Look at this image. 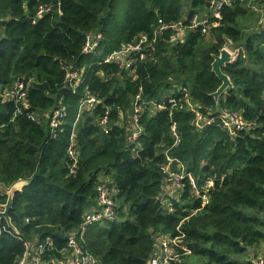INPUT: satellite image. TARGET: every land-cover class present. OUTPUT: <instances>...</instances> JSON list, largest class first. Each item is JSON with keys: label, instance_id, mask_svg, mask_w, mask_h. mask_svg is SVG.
Segmentation results:
<instances>
[{"label": "trees", "instance_id": "16d2710c", "mask_svg": "<svg viewBox=\"0 0 264 264\" xmlns=\"http://www.w3.org/2000/svg\"><path fill=\"white\" fill-rule=\"evenodd\" d=\"M120 1L0 0V204L8 199L3 188L28 181L15 192L10 211L17 231L4 219L0 222V228L6 226L0 231V264H17L24 241L49 237L54 248L44 253L41 264H67L62 251L68 234L98 206L101 180L116 187L118 216L96 222L86 232L82 246L96 264H147L164 235L181 240L179 257L170 264H255L264 250L261 16L253 11L252 0H233L223 7L217 26L206 31L200 26L184 43L167 42L172 32H166L156 43L157 51L129 74L101 61L122 43L152 33L160 18L190 24L194 15L209 14L208 3L215 0H129L122 5L121 18L114 13ZM46 4L52 10L34 23L39 6ZM96 31L105 36L101 53L87 56L86 34ZM225 46L243 51L223 66L233 87L215 99L212 94L222 81L212 63ZM66 66H85L75 93L66 84ZM18 80L27 85L25 103L6 93ZM173 84L189 86L193 100L213 111L227 107L241 112L252 126L235 133L217 124L198 129L193 113L180 100L173 109L167 103L160 112L143 113V132L131 141L135 96L142 91L145 100L160 101L171 94ZM86 87L101 102L74 125ZM60 105L66 107V120L52 132L48 114ZM107 107L106 132L101 118ZM73 131L78 156L74 172L68 153ZM168 155L184 163L199 188L209 178L214 181L207 201L196 195L188 177L180 194L170 187L165 193L169 184L162 166Z\"/></svg>", "mask_w": 264, "mask_h": 264}, {"label": "built area", "instance_id": "2783aa9c", "mask_svg": "<svg viewBox=\"0 0 264 264\" xmlns=\"http://www.w3.org/2000/svg\"><path fill=\"white\" fill-rule=\"evenodd\" d=\"M252 1L253 3L251 4V7L253 11L261 16L259 24H261L264 28V4L259 0ZM232 2L233 0H215L212 2L211 12L207 16L200 17L196 14L194 15L195 17L192 18L190 24H186L184 19L180 21L168 22L160 18L158 20V25L152 33H142L137 39L122 43L119 48L108 53L101 62L118 65L120 68L127 70L129 74H133L139 63L145 61L149 55H152L157 51L156 43L159 38H164L166 32H172L170 37L166 40L167 42L184 43L187 39L188 33L196 31L200 26H203V31H206L209 27L217 26L219 24V19H221V11L223 7L225 5H230ZM51 10V4L40 5L37 10L36 17L33 18L34 23L42 15L47 14ZM59 12L61 13V10H59ZM104 41L105 36L101 31L86 34L83 53L87 56L100 54ZM225 47L231 51L233 60H235L243 51L242 47ZM64 68L66 69V84L72 89L73 93H75L84 79L85 66L82 69H75L72 66H66ZM170 92V95H165V99L160 101H156L154 99L145 100L143 98L142 91L135 96L130 123L131 141H136L143 132V125L141 123L143 113L146 111H150L151 113L160 112L164 109V106L167 103L170 104L173 109L179 105L180 100H183L188 109L193 113V124L198 129H203L206 126L217 124L222 129L235 133L236 131L244 129L249 130L252 126V123H248L239 111L232 110L227 107L213 111L210 107H206L199 102H195L192 98L189 86L173 84L170 88ZM175 92L179 93L181 96L180 99L174 94ZM6 93L9 94L11 99L15 100L17 103L19 101L22 103L27 102V85L24 81L18 80L15 83L14 88ZM100 102L101 100L98 96L89 87H86L85 95L81 98L79 103L78 115L74 125H76L80 116L85 111H93ZM110 111V107H107L105 114L101 118V124L106 132L109 130L108 124ZM66 116L67 110L64 105H60V107L54 109L48 114L52 132L61 128V126L65 123ZM30 117L33 120L39 121V117L36 113H31ZM171 128L172 134L175 137V144H178L180 136L177 132L176 122L172 124ZM74 145L75 131L72 132L68 148V153L74 160L71 167L72 172L76 170L78 163V156ZM176 164L177 168L174 167ZM162 167L163 172L165 173L164 182L167 184L170 183L169 186L175 193H181L184 186L183 181L188 177L196 195L207 201V191L214 184V181L211 178L205 181L203 189L199 188L194 176L191 173L186 172L184 163L170 155L167 156V159ZM97 190L98 206L86 212L78 229L68 234L67 248L62 251L67 257V264H96V259L93 255L84 251L82 246L86 232L90 225L108 219H116L118 216L116 211V202L114 199L116 187L111 184V181L101 180L98 184ZM0 208H2L1 204ZM5 227L6 226L4 225L0 228V231ZM164 237L165 235L161 237L165 240V242H163L162 249L156 250L147 264H170L178 259L179 253L177 248L181 243L180 238L171 237L170 235H167L165 238ZM52 248H54V242L50 237L45 241H24V251L19 256L17 264H41L44 253ZM184 249L186 252H189L187 248ZM255 264H264V255L259 256L256 259Z\"/></svg>", "mask_w": 264, "mask_h": 264}, {"label": "water", "instance_id": "95a60500", "mask_svg": "<svg viewBox=\"0 0 264 264\" xmlns=\"http://www.w3.org/2000/svg\"><path fill=\"white\" fill-rule=\"evenodd\" d=\"M212 5V2L208 3V6L210 7ZM233 61V56L231 51L223 47L218 55H214V61L212 63V70L216 73V75L219 77V79L222 81V84L220 87L212 94L215 99H218L223 93L226 92L227 89L233 87V82L229 75H227L223 71V66H225L227 63H231ZM28 183L27 180H20L12 185L9 189L6 190V193L8 195L7 202L2 203V208H0V222L4 219L8 226L13 228L17 231V227L13 224L12 219L10 217V211L13 207V199L15 192L17 190L22 189L24 185ZM58 264H64V262H59L58 260H55Z\"/></svg>", "mask_w": 264, "mask_h": 264}, {"label": "rangeland", "instance_id": "374dc122", "mask_svg": "<svg viewBox=\"0 0 264 264\" xmlns=\"http://www.w3.org/2000/svg\"><path fill=\"white\" fill-rule=\"evenodd\" d=\"M118 0H116V2H117ZM126 4V6L128 5V3H129V0H123V2L122 1H120V2H118V7H117V9L115 10V12L114 13H116L117 15H118V17H120L121 18V16L124 14V11H123V9H122V5L123 4ZM208 15V13H205L204 15H202V16H207ZM200 16V15H199ZM195 17V16H194ZM201 17V16H200ZM170 184V183H169ZM169 187L170 186H167V187H165L164 188V190H165V193L167 194L168 192H169ZM171 188V187H170ZM172 192H174V190L172 189L171 190ZM165 204L166 205H168V206H171V203H170V200L169 199H165ZM167 235H165V237H166ZM164 237V238H165ZM163 242H165V240H163V238H161V239H159L158 240V243H157V245H156V250H161L162 249V245H163ZM263 247V246H262ZM264 254V250H261V251H259L258 252V256H261V255H263Z\"/></svg>", "mask_w": 264, "mask_h": 264}]
</instances>
